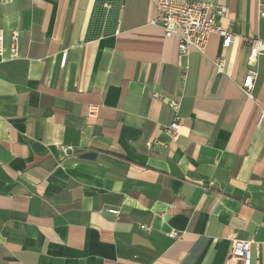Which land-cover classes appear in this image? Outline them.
<instances>
[{
    "label": "crops",
    "instance_id": "obj_1",
    "mask_svg": "<svg viewBox=\"0 0 264 264\" xmlns=\"http://www.w3.org/2000/svg\"><path fill=\"white\" fill-rule=\"evenodd\" d=\"M200 1L234 39L182 79L156 0H0V264H224L233 237L264 264V0Z\"/></svg>",
    "mask_w": 264,
    "mask_h": 264
},
{
    "label": "built area",
    "instance_id": "obj_2",
    "mask_svg": "<svg viewBox=\"0 0 264 264\" xmlns=\"http://www.w3.org/2000/svg\"><path fill=\"white\" fill-rule=\"evenodd\" d=\"M102 5L105 8L110 6L107 1H104ZM155 7L158 14L150 22L160 26L165 37L175 36L177 38V62L181 69L182 79L185 77L187 68L184 62L185 57L191 50L204 54L212 33H216L221 37L223 48H228L234 39L232 31L227 27H223L218 21L227 11L223 4L200 0H156ZM245 40L249 42L250 54L248 68L240 87L247 97L252 98V90L257 77V70L253 63L256 61L258 54L264 53V38L253 37ZM65 55L64 52L63 62ZM16 57H18L16 33L12 35V43L8 49V55L5 57L2 30L0 29V61ZM213 64L217 73L225 72L226 63L223 57L216 58ZM168 103L173 110V118L168 125L164 126L163 131L170 138L176 139L179 135H186L185 128L182 126L178 115L180 103L175 99H170ZM93 112V107H90V113ZM263 117L264 114L261 113L259 124L262 122ZM111 212L118 214L116 209H111ZM169 235L177 236L178 232L171 230ZM251 245V240L233 237L224 264H250Z\"/></svg>",
    "mask_w": 264,
    "mask_h": 264
}]
</instances>
